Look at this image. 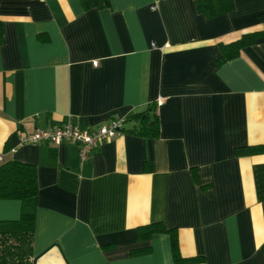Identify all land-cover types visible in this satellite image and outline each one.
Masks as SVG:
<instances>
[{
    "label": "crops",
    "instance_id": "obj_1",
    "mask_svg": "<svg viewBox=\"0 0 264 264\" xmlns=\"http://www.w3.org/2000/svg\"><path fill=\"white\" fill-rule=\"evenodd\" d=\"M199 0H0V156L37 173L32 264H264V0L207 17ZM258 32L218 63L221 43ZM157 106L159 135L19 145ZM1 162V161H0ZM21 202L0 198V221ZM174 229L137 238L141 226ZM148 249L146 252L133 253Z\"/></svg>",
    "mask_w": 264,
    "mask_h": 264
},
{
    "label": "trees",
    "instance_id": "obj_2",
    "mask_svg": "<svg viewBox=\"0 0 264 264\" xmlns=\"http://www.w3.org/2000/svg\"><path fill=\"white\" fill-rule=\"evenodd\" d=\"M83 7L103 8L109 0H80ZM232 0H199L198 11L207 17L216 16L232 9ZM258 32L243 34L237 40L221 43L220 57L222 63L238 55L239 50L251 43ZM3 38L2 22L0 21V44ZM121 131H130L143 137L159 135V121L155 102L148 103L144 108L132 110L123 116ZM237 155L264 153V143L237 147ZM37 173L35 166L12 159L0 162V198L17 199L21 202V213L17 219L0 221V264H32L35 210L37 203ZM137 238L148 239L156 233L167 232L171 237L172 256L176 263L189 262L179 254L177 236L174 229H167L161 223H153L139 227ZM148 249L136 250L133 253L146 252Z\"/></svg>",
    "mask_w": 264,
    "mask_h": 264
},
{
    "label": "built area",
    "instance_id": "obj_3",
    "mask_svg": "<svg viewBox=\"0 0 264 264\" xmlns=\"http://www.w3.org/2000/svg\"><path fill=\"white\" fill-rule=\"evenodd\" d=\"M123 116H114L92 131L79 129L71 122H65L50 129L35 128L20 135L19 145L49 142L54 144L71 143L77 146L80 163L86 162L90 155L104 141L121 132ZM0 161L2 157L0 156Z\"/></svg>",
    "mask_w": 264,
    "mask_h": 264
}]
</instances>
